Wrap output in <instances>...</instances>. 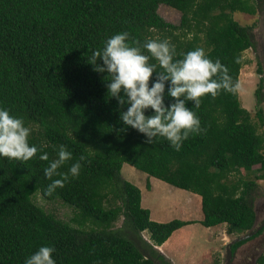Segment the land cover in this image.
Returning <instances> with one entry per match:
<instances>
[{"label":"trees","instance_id":"16d2710c","mask_svg":"<svg viewBox=\"0 0 264 264\" xmlns=\"http://www.w3.org/2000/svg\"><path fill=\"white\" fill-rule=\"evenodd\" d=\"M159 5L179 13L177 25L158 16ZM256 9L264 11V0H0V109L23 119L31 129L29 145L38 148L26 162L0 156V264H24L41 246L54 247L55 264H170L153 247L190 223L151 221L148 210L140 207L138 188L120 175L123 164L198 196L202 227L222 224L226 235L249 231L255 215L247 197L255 182L238 171L257 167L253 178L264 181V130L256 132L237 91H221L216 98L205 95L199 107L187 101L204 131L191 134L176 151L162 136L149 144L144 134L123 125L120 112L129 105L121 107L110 97L111 77L94 71L89 62L107 39L127 31L141 45L148 39H168L175 46L174 60L203 48L238 83L241 54L254 49V26L239 25L233 13L254 15ZM150 63L158 64L154 58ZM155 81L154 72L149 87ZM169 85L165 83V106L174 102L167 94ZM262 89L259 78L254 116L264 128ZM152 114V109L145 110L146 116ZM62 144L72 159L59 171L68 173L80 162V173L43 196L51 183L43 170L58 158ZM44 152L48 161L39 158ZM37 194L75 210L76 227L35 205ZM118 219L120 227L113 228ZM84 224L91 228L84 229ZM141 232L150 244L140 240ZM130 237L141 244L136 246ZM243 243H234L230 251ZM256 264H264V251Z\"/></svg>","mask_w":264,"mask_h":264},{"label":"clouds","instance_id":"9594fccd","mask_svg":"<svg viewBox=\"0 0 264 264\" xmlns=\"http://www.w3.org/2000/svg\"><path fill=\"white\" fill-rule=\"evenodd\" d=\"M175 55V46L168 39H148L141 45L138 39L124 31L107 39L102 50L93 51L89 63L93 65L94 71L106 72L111 77L107 83L110 97L115 98L121 107L129 105L126 111L120 112L123 125L144 134L146 143L151 144L155 137L162 136L179 151L182 142L191 134L204 131L199 117L186 106V102L191 101L195 107H199L205 95L216 98L221 91L235 93L240 85L233 82L229 68L219 59H209L203 48L187 52L183 59L174 60ZM153 58L158 64L150 63ZM97 60H101L102 65L97 64ZM158 66L163 71L157 72ZM154 72L156 81L149 87ZM166 82H170L167 94L174 100L168 106L164 103ZM149 108L154 114L146 116L145 110ZM30 133L31 129L24 125L22 118L0 109V156L21 162L35 157L38 148L29 145ZM39 158L48 161V153L44 152ZM71 159V151L66 145H60L58 158L43 170L44 176L51 181L43 196H51L57 188H63L70 177L79 175L82 167L80 162L73 163L68 173L59 171ZM84 159L83 156L79 158L80 161ZM249 232L252 230L246 231V234ZM232 245L228 247L229 252ZM54 251L52 246H41L26 258L24 264H55L52 258Z\"/></svg>","mask_w":264,"mask_h":264},{"label":"rangeland","instance_id":"374dc122","mask_svg":"<svg viewBox=\"0 0 264 264\" xmlns=\"http://www.w3.org/2000/svg\"><path fill=\"white\" fill-rule=\"evenodd\" d=\"M158 16L165 22L172 25H177L179 22V13L167 6L159 5L157 8ZM264 11L255 10L254 15H247L244 13H233V19L241 26H254L252 29V41L254 49H247L241 54L242 66L238 74V83L240 85L237 90L238 102L241 108H244L248 114L252 124L256 126L258 134L263 133V127L259 125L254 113L256 111L253 91L257 85V75L255 74L256 63L259 62L262 69L264 78V57L259 53L260 46L264 41ZM264 86V81H263ZM262 98L264 102V87L262 90ZM264 116V103L261 104ZM264 157V149L262 151ZM128 167V168H126ZM131 166L123 164L120 169L122 179L136 186L140 191V200L142 207H148L150 210L149 218L151 221L157 223H166L171 220H181L182 217L188 218L187 213L190 210L194 211L192 219H201L199 199L196 197L197 205L193 204V200L186 203V198H194L193 194L175 189L157 179L147 178L143 173L129 168ZM257 167H253L252 171L239 170L238 175L248 180H254L255 187L250 190L247 197L248 203L254 211L257 226L264 218V181L255 180L254 174ZM231 177L237 178V175ZM148 185V191L146 188ZM35 205L40 207L45 213L52 215L57 220L76 227V211L63 204L59 200L45 201L38 194L32 198ZM182 221V220H181ZM121 219H118L113 228H119ZM84 229L91 228L90 225L84 224ZM253 226V227H254ZM189 231L179 230L173 232L167 239L168 247H162V251H168L172 254L171 260L174 264H220L221 255L224 254V245L231 240L243 236L246 232L239 235L232 234L226 236L224 233L225 226L217 225L210 229L204 228L198 223L191 226ZM186 234L180 236L179 233ZM179 235V236H178ZM141 241L147 243L148 235L146 232H141L139 235ZM136 246L141 244L135 237H130ZM188 239L192 243H187ZM150 244V242H149ZM166 247V248H165ZM154 248V247H153ZM157 248V247H156ZM155 248V249H156ZM165 248V250H164ZM158 251V249H156ZM264 251V230L252 240H249L242 245L238 246L233 253V264H252V261ZM159 252V251H158ZM162 254V253H161ZM223 264V262H222Z\"/></svg>","mask_w":264,"mask_h":264},{"label":"crops","instance_id":"0c3cea01","mask_svg":"<svg viewBox=\"0 0 264 264\" xmlns=\"http://www.w3.org/2000/svg\"><path fill=\"white\" fill-rule=\"evenodd\" d=\"M122 167V166H121ZM126 168H128V167H126ZM129 168H132V167H129ZM133 169V168H132ZM152 179V178H151ZM136 187V186H135ZM139 190V189H138ZM147 191H148V189H147ZM194 195V194H193ZM196 195H194L193 197L194 198H189V197H192V196H189L188 198H186V203L187 204H189V202L188 201H192L193 202V204H195V205H197V203H196V197H198V196H196ZM141 198V197H140ZM199 199V198H198ZM199 205H200V199H199ZM140 207L141 208H143V209H146V210H148V212L150 213V210H149V208L148 207H142V205H141V200H140ZM187 216H188V218L187 219H185L184 217H182V222H188V223H190V224H186V225H184V226H182V227H180V228H182V229H184L183 231H189V230H191L192 228H190L191 226H193V225H195V224H197L201 219H192L193 218V216H194V211L191 213L190 212V210L188 211V213H187ZM201 218H202V216H201ZM150 219V218H149ZM151 220V219H150ZM181 220H179V221H181ZM199 224V223H198ZM200 225V224H199ZM179 228V229H180ZM211 228V227H210ZM210 228H207V229H210ZM179 229H177V230H179ZM177 230H175V231H177ZM175 231H173V232H175ZM172 232V233H173ZM171 233V234H172ZM183 232H181V233H179V235L180 236H186V234H189V232H185L186 234H182ZM170 234V235H171ZM178 235V236H179ZM168 239V238H167ZM167 239H166V241L165 242H163L160 246H158L156 249H158V251H159V253L165 258V259H167L168 261H169V263L170 264H174L175 262H172V260H171V257H172V254L171 253H169L168 251H162L163 249H162V247H164V246H166V247H168V241H167ZM187 243H191L190 242V240H188V239H186L185 240V243L183 242V244L184 245H186ZM192 244V243H191ZM165 247V248H166ZM165 248H164V250H165Z\"/></svg>","mask_w":264,"mask_h":264},{"label":"flooded vegetation","instance_id":"af4514ba","mask_svg":"<svg viewBox=\"0 0 264 264\" xmlns=\"http://www.w3.org/2000/svg\"><path fill=\"white\" fill-rule=\"evenodd\" d=\"M263 43H264V41H263ZM259 53H260V55H261L262 57H264V44L260 46ZM257 63H259V62H257ZM257 63H256V64H257ZM259 65H260V63H259ZM256 68H257V65H256ZM260 68H261V65H260ZM255 70H256V69H255ZM255 74H256V73H255ZM256 75L258 76V77H257V83H258L259 78H262L263 81H264V78H263V75H262V69H261V74H260V75H259V74H256ZM263 87H264V86H263ZM262 90H263V89H262ZM262 90H261V93H262ZM254 103H255V102H254ZM262 103H264V102H263V98H262V95H261V96H260V107H261V104H262ZM254 105H255V104H254ZM261 111H262V108H261ZM261 115L263 116V112H261ZM263 117H264V116H263ZM263 130H264V128H263ZM252 210H253V209H252ZM253 212H254V211H253ZM256 222H257V219H256V217H255L254 224H255ZM254 224H253V226H254ZM253 226H252L251 230L253 231V230H256V229H257V231H256L255 234H257V233H259V234H257V235L253 234L251 237H249L248 239H246L245 242L254 239V238L257 237L258 235H260V233L262 232V230H264V218H263V220H262L257 226H254V227H253ZM254 235H255V237H254ZM234 251H235V249H234L232 252L230 251V256H229L228 261H227L226 258H225V252H224V254L221 255V258H220V264H222V262H223V264H233V253H234ZM256 260H257V258L254 259V260L252 261V264H256ZM217 264H218V262H217Z\"/></svg>","mask_w":264,"mask_h":264},{"label":"water","instance_id":"95a60500","mask_svg":"<svg viewBox=\"0 0 264 264\" xmlns=\"http://www.w3.org/2000/svg\"><path fill=\"white\" fill-rule=\"evenodd\" d=\"M256 231H257V229H256V230H253L252 232L247 233V234L244 235V236H241V237H239V238L233 239V240L230 241L228 244H226L225 247H224L225 258H226V260L228 261L229 256H230V252H229V249H228V247H229L230 245H232L233 243H236V242H239V241H242V240L248 239V238L251 237L253 234H255Z\"/></svg>","mask_w":264,"mask_h":264}]
</instances>
